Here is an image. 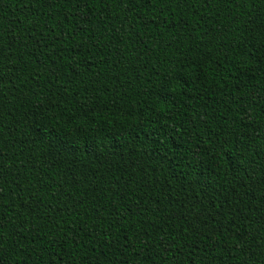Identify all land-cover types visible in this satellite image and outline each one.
I'll return each mask as SVG.
<instances>
[{
	"label": "trees",
	"instance_id": "trees-1",
	"mask_svg": "<svg viewBox=\"0 0 264 264\" xmlns=\"http://www.w3.org/2000/svg\"><path fill=\"white\" fill-rule=\"evenodd\" d=\"M0 264H264V0H0Z\"/></svg>",
	"mask_w": 264,
	"mask_h": 264
}]
</instances>
